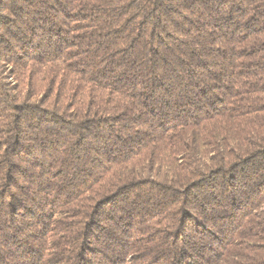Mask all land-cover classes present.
<instances>
[{
  "label": "trees",
  "instance_id": "obj_1",
  "mask_svg": "<svg viewBox=\"0 0 264 264\" xmlns=\"http://www.w3.org/2000/svg\"><path fill=\"white\" fill-rule=\"evenodd\" d=\"M0 264H264V0H0Z\"/></svg>",
  "mask_w": 264,
  "mask_h": 264
}]
</instances>
